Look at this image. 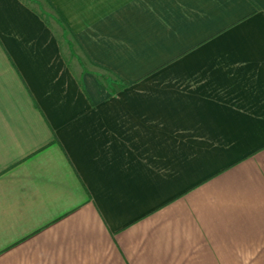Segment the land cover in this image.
<instances>
[{
    "label": "crops",
    "instance_id": "1",
    "mask_svg": "<svg viewBox=\"0 0 264 264\" xmlns=\"http://www.w3.org/2000/svg\"><path fill=\"white\" fill-rule=\"evenodd\" d=\"M0 264H264V0H0Z\"/></svg>",
    "mask_w": 264,
    "mask_h": 264
}]
</instances>
